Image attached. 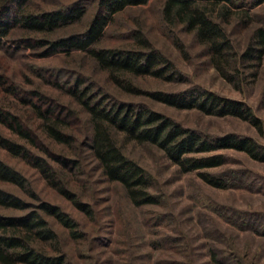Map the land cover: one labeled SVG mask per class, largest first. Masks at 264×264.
I'll return each instance as SVG.
<instances>
[{"label":"trees","instance_id":"1","mask_svg":"<svg viewBox=\"0 0 264 264\" xmlns=\"http://www.w3.org/2000/svg\"><path fill=\"white\" fill-rule=\"evenodd\" d=\"M28 0H0V48L12 26L39 38L24 37L27 48H43L41 56L59 52L69 55L82 53L100 70L107 80L121 91L132 95H145L150 100L179 110H195L212 117H231L244 121L258 133L263 132L261 121L243 101L220 96L198 87L175 92L142 91L134 86L129 77L149 76L166 82L182 81L181 74L163 54L154 48L140 28L130 30L131 43L124 47H104L99 44L106 27L114 16L127 9L143 6L149 0H97L95 13L80 33H73L56 39L50 38L60 28L77 23L86 15L81 0L57 9L25 12ZM162 0L159 8L160 20L164 27L179 26L183 33L191 34L195 43L202 47L208 64L227 83L236 89L257 75L264 57V24L252 28L243 49L237 52L228 36L225 26L232 20L242 29L251 25L249 10L264 3V0ZM11 6V8H9ZM241 8V9H240ZM13 9V12H12ZM172 43L182 57L186 52L182 41L175 35ZM0 75V82H2ZM82 80H75L65 93L87 115L89 134L86 150L94 160L99 174L108 182L117 183L127 200L136 207L159 204V197L150 192L152 179L135 161L126 157L117 145L115 133L136 144H148L162 153L164 159L175 166L181 174L194 173L205 185L215 189L232 187L235 178L230 172H210L227 162V157L218 150L230 149L244 153L248 158L264 163V145L251 137L225 134L209 137L200 132L181 126L171 118L145 106L129 102L109 101L104 95L90 92ZM62 89L61 84H56ZM32 99L21 101L37 120L35 127L30 120L5 109H0V124L4 125L17 139L0 135V148L12 157H20L33 167L47 187L67 200L75 210L85 216H93L90 205L81 201L61 178V171L75 172L78 160L47 150V143L69 149L73 137L67 130L65 118L73 111L58 105L47 95L32 91ZM264 98V87L262 90ZM34 99V100H33ZM39 103V104H37ZM38 136V137H37ZM40 137V139H39ZM43 155H35L30 149L37 146ZM47 141V143H45ZM0 182L14 185L24 196L36 204L0 189V208L21 214H0V264H65L57 233L47 218L56 221L68 231L69 238L83 237L76 222L59 206L40 200L35 190L18 171L0 160ZM253 233L263 236L264 232ZM213 240L212 236L204 234ZM154 249L166 248L182 254L186 262L171 261L169 264H193L191 247L181 232L174 229L171 234H161L150 242ZM207 257L211 264H254L246 262V253L229 252L221 259V250L208 244Z\"/></svg>","mask_w":264,"mask_h":264},{"label":"rangeland","instance_id":"2","mask_svg":"<svg viewBox=\"0 0 264 264\" xmlns=\"http://www.w3.org/2000/svg\"><path fill=\"white\" fill-rule=\"evenodd\" d=\"M79 0H28L25 12H38L63 8ZM97 0H81L86 15L80 22L57 29L50 38L80 33L95 13ZM240 4L242 0H236ZM248 0H243L247 2ZM162 0H149L139 7L127 8L117 13L109 24L99 44L104 47H124L131 43L130 30L140 28L151 45L159 50L182 76L180 82H166L149 76L129 77L131 83L142 91L175 92L198 87L223 97L243 101L261 121L263 132L258 133L244 121L231 117H212L195 110H179L150 100L145 95L127 94L111 84L105 72L100 70L82 53L69 55L56 52L41 56L43 48L30 49L21 38H39L12 26L0 48V109L17 114L24 122L35 127L38 120L29 113L24 100L32 99V91H38L53 99L58 105L69 107L73 115L65 118L68 133L73 137L69 149L47 143V150L77 159L79 167L73 172L61 171V178L69 182L68 187L78 198L90 205L93 216L78 212L64 198L46 186L37 171L20 157H12L0 148V160L26 178L29 188L35 190L40 200L49 201L60 207L77 224L83 237L71 239L68 231L48 217L51 228L57 233L65 264H169L171 261L186 262L181 253L164 248L154 249L150 241L161 234H171L174 229L181 232L191 247L193 264H211L207 257V246L214 245L221 250L220 258H227L233 250L246 253V262L264 264V237L253 233L264 232V163L248 158L244 153L230 149L218 150L227 157V162L210 172H230L235 178L232 187L215 189L202 183L194 173L181 174L167 162L155 147L139 145L125 140L115 133L117 145L123 154L139 164L151 177L149 191L159 197V204L136 207L126 198L122 188L115 182L106 181L97 169L94 160L86 150L89 134L87 115L65 93L75 80L90 92L104 95L107 100L129 102L145 106L171 118L186 128L202 135L218 137L225 134L251 137L264 145V57L257 75L251 81L236 89L223 80L208 64L202 47L197 45L191 34L180 31L179 26L164 27L160 20L159 8ZM11 8V6H9ZM241 9V8H240ZM13 12V9H12ZM251 25L242 29L234 20L225 26L228 36L237 52L243 49L249 32L257 25L264 24V3L249 10ZM177 36L183 43L186 57L175 49L172 39ZM18 39H21L20 41ZM56 84H61L59 89ZM34 100V99H33ZM39 104V103H37ZM0 135L15 141L18 139L2 124ZM38 137V136H37ZM40 139V137H39ZM41 140V139H40ZM30 149L35 155H43L40 141ZM0 189L24 200L36 201L24 196L12 184L0 182ZM21 214L0 208V214ZM212 236L211 241L204 234ZM225 264H232L224 260Z\"/></svg>","mask_w":264,"mask_h":264}]
</instances>
